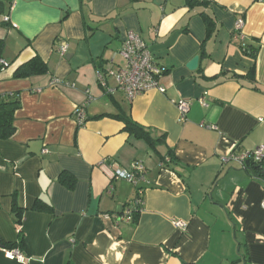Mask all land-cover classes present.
Instances as JSON below:
<instances>
[{"label": "crops", "instance_id": "0c3cea01", "mask_svg": "<svg viewBox=\"0 0 264 264\" xmlns=\"http://www.w3.org/2000/svg\"><path fill=\"white\" fill-rule=\"evenodd\" d=\"M197 1L0 0L8 63L0 95L20 99L15 132L0 139V240L16 243L21 233L26 256L7 260L0 247V264H264V176L223 161L264 151V0ZM238 18L242 39L232 33ZM129 30L164 68L162 92L128 100L112 77L99 83L97 71ZM36 54L47 73L14 78ZM52 78L62 84L50 86ZM180 100L190 103L183 118ZM80 106L82 125L73 114ZM120 112L165 135L159 149L175 156L176 173L109 116ZM134 160L144 167L136 186L111 178L114 166ZM62 171L73 187L58 181ZM138 194L137 220H122ZM37 199L50 209H33ZM12 202L22 209L19 226Z\"/></svg>", "mask_w": 264, "mask_h": 264}, {"label": "built area", "instance_id": "2783aa9c", "mask_svg": "<svg viewBox=\"0 0 264 264\" xmlns=\"http://www.w3.org/2000/svg\"><path fill=\"white\" fill-rule=\"evenodd\" d=\"M9 16L4 15L3 21L8 22ZM243 19L238 18L235 20L233 37L235 39H242L243 34L242 26ZM59 53L64 54L66 50V44L60 43ZM119 55L122 62L118 63L114 61L115 55ZM107 66L104 69L97 71V79L101 85L105 84L106 77H112L115 81V88L122 91L127 96L128 100L142 94L150 89H157L163 91V87L160 86V77L164 72V68L158 64L153 53L148 49L146 43L140 37V35L132 30L126 32L123 36V40L119 50L113 53L112 57L106 62ZM0 70L6 66L8 63L3 59H0ZM62 81L57 78H52L49 82L50 86L61 85ZM189 101L180 100L177 104V109L181 117L183 118L188 111ZM83 107H77L74 111V117L78 125H82L85 122V113H83ZM250 159L251 162L257 164H264V151L263 147H256L250 152L247 151L242 154L231 153L223 158V161L233 160L239 163L242 168L246 167V161ZM144 167L141 162L134 160L129 167H115L113 168L111 174L112 179H124L127 182L132 183L136 186L139 181L144 178ZM134 203V201H133ZM136 205H142V200H135ZM261 207L264 209V198L261 201ZM132 210L126 209L124 214L120 217L124 221H132ZM176 228L184 230L186 223L182 220H174L173 222ZM5 257L7 260H18L23 261L24 256L18 252L17 249H5Z\"/></svg>", "mask_w": 264, "mask_h": 264}, {"label": "trees", "instance_id": "16d2710c", "mask_svg": "<svg viewBox=\"0 0 264 264\" xmlns=\"http://www.w3.org/2000/svg\"><path fill=\"white\" fill-rule=\"evenodd\" d=\"M187 3L191 6H194L195 4H201V2H198L197 0H186ZM1 3V2H0ZM7 23V22H5ZM210 22H207V32L208 34L210 33ZM7 25V24H5ZM5 43L3 39H0V59L2 58V54L4 51ZM249 50L251 57H254L256 55L255 49H246ZM255 58V57H254ZM4 60V59H3ZM2 66V65H0ZM101 67V65H100ZM254 65L249 68L248 76L253 79L254 78ZM48 67L46 66V63L36 54L34 57H32L30 60L27 62L21 64L16 68V70L13 73L14 78H26V77H31V76H38V75H43L47 73ZM20 99H19V93L18 92H13L9 93L6 95H0V139L3 141L5 139H9L15 132L14 129V113L16 110L19 109L20 107ZM105 115L101 114L97 115L94 118H100ZM115 119H118L122 121L124 124V131L128 133V136H132L135 139H142L148 144V148L153 150L154 152H157L160 155V160H161V168H167L170 169L171 171H175V167L178 165V162L175 159V156L171 153L169 149H167L164 153H161L159 147L162 145L165 139L164 134H160V136H153L151 135V131L140 125L137 124L129 114L126 113H118L115 115H109ZM245 169L250 170L252 173L256 174L257 176H264V164H257L253 163L248 159L246 161V167ZM58 181L66 184L68 188L73 187L74 179L72 176L69 175V173H65V171H62L58 175ZM138 193V189H137ZM141 199L139 197V194L134 196V203L132 204L131 207H129L132 215V222L136 221L138 218V215L140 213V209L142 208V205H136L135 200ZM33 209L37 210H49L50 207L49 205L45 206L41 202L40 199H37L34 201ZM12 210H13V215L15 217V224L17 226L20 225L21 222V213L22 209L17 206L16 203L12 202ZM128 209V210H129ZM23 235L19 233V239L16 243H6L0 240V247L3 249H17L18 252H20L24 258L26 256L21 252L22 248L24 247V240L22 239Z\"/></svg>", "mask_w": 264, "mask_h": 264}, {"label": "water", "instance_id": "95a60500", "mask_svg": "<svg viewBox=\"0 0 264 264\" xmlns=\"http://www.w3.org/2000/svg\"><path fill=\"white\" fill-rule=\"evenodd\" d=\"M198 56L193 57L192 59H190V61L187 63V68L190 70H194L197 67V60Z\"/></svg>", "mask_w": 264, "mask_h": 264}, {"label": "rangeland", "instance_id": "374dc122", "mask_svg": "<svg viewBox=\"0 0 264 264\" xmlns=\"http://www.w3.org/2000/svg\"><path fill=\"white\" fill-rule=\"evenodd\" d=\"M109 52V51H108ZM111 54V53H110ZM109 54V55H110ZM117 60L121 62V58L119 56H117Z\"/></svg>", "mask_w": 264, "mask_h": 264}]
</instances>
